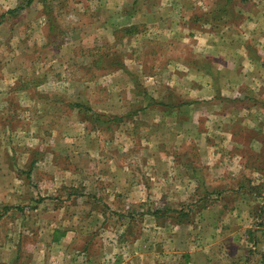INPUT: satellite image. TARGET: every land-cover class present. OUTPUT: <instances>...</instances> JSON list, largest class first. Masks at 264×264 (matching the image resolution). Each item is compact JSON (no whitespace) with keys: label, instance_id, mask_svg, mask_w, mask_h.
I'll return each mask as SVG.
<instances>
[{"label":"rangeland","instance_id":"rangeland-1","mask_svg":"<svg viewBox=\"0 0 264 264\" xmlns=\"http://www.w3.org/2000/svg\"><path fill=\"white\" fill-rule=\"evenodd\" d=\"M238 48L264 0H0V264H264Z\"/></svg>","mask_w":264,"mask_h":264},{"label":"crops","instance_id":"crops-1","mask_svg":"<svg viewBox=\"0 0 264 264\" xmlns=\"http://www.w3.org/2000/svg\"><path fill=\"white\" fill-rule=\"evenodd\" d=\"M206 34H208V33H206ZM238 51L241 52V53L242 52L244 53L245 62L242 65H243V67H244V65L246 67H244L243 70L246 71L247 67H249L247 65L249 62H251V64H254V65L259 63V67L257 66L256 68L259 69V70H262V74L261 75H263L264 70L261 68L262 62L260 61L259 56H256V58L253 59L252 57H250L251 55L248 52H247V54H249V55L246 56L244 48H238ZM258 51L260 53V51H261L260 48L258 49ZM254 81H255V85L257 87H255L256 88V90H255L256 92H254L255 95L253 96L254 100H253L252 104L255 105L254 108L258 109V112H257L258 115H263L264 116V80L258 78V79H255ZM245 89H247V88L245 87ZM246 99H248V98H246ZM228 102H231V100L228 99ZM249 110L251 111V109H249ZM259 118H261V117L259 116Z\"/></svg>","mask_w":264,"mask_h":264},{"label":"trees","instance_id":"trees-1","mask_svg":"<svg viewBox=\"0 0 264 264\" xmlns=\"http://www.w3.org/2000/svg\"><path fill=\"white\" fill-rule=\"evenodd\" d=\"M31 1H33V0H27V3H30ZM19 7V6H18ZM18 7H16V8H18ZM15 8V9H16ZM11 10H8V12H10ZM75 106H80L79 104H75ZM105 119V118H104ZM107 121L109 120V119H106Z\"/></svg>","mask_w":264,"mask_h":264}]
</instances>
